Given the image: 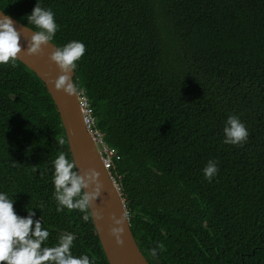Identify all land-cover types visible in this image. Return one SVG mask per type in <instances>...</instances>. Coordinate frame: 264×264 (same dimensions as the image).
Instances as JSON below:
<instances>
[{"label":"trees","instance_id":"16d2710c","mask_svg":"<svg viewBox=\"0 0 264 264\" xmlns=\"http://www.w3.org/2000/svg\"><path fill=\"white\" fill-rule=\"evenodd\" d=\"M39 3L58 25L51 43L85 45L75 86L115 151L109 172L147 261L264 264V0ZM36 4L0 0V9L35 31L26 15ZM229 115L248 130L243 144L222 143ZM61 152L72 159L45 85L17 59L0 65V192L18 216L32 211L47 246L72 233L74 256L109 264L89 209L87 221L56 211Z\"/></svg>","mask_w":264,"mask_h":264},{"label":"clouds","instance_id":"9594fccd","mask_svg":"<svg viewBox=\"0 0 264 264\" xmlns=\"http://www.w3.org/2000/svg\"><path fill=\"white\" fill-rule=\"evenodd\" d=\"M27 25L35 27L32 31L27 54L35 55L48 45L55 36L58 25L54 13L42 8L39 0L32 12L26 15ZM20 33L14 27L9 15L0 16V65L14 62L22 49L19 44ZM85 54V45L78 40L69 41L63 46L55 47L49 59L56 64L62 73L56 80L51 81L55 89L69 94L74 89L72 70ZM249 136L245 125L237 116L229 115L223 127V144L233 146L243 144ZM53 198L56 201L57 212L64 209L79 210L82 219L87 221L86 214L96 198L100 195L102 184L98 180L99 173L93 169L81 175L76 170L74 160L66 158L61 152L52 162ZM206 180L211 181L217 174L218 168L214 160H209L203 168ZM95 185L90 191V187ZM14 200L4 192H0V264H92L87 255L74 256L71 252L74 234L63 232L58 235L53 246H47L49 231L42 228L39 221H33L32 211L28 210L27 217L18 216L13 209ZM116 225L111 229L113 236L119 242L117 233L121 232L122 219H113ZM44 245V246H42ZM162 247V246H158ZM151 255H157V249H151Z\"/></svg>","mask_w":264,"mask_h":264},{"label":"water","instance_id":"95a60500","mask_svg":"<svg viewBox=\"0 0 264 264\" xmlns=\"http://www.w3.org/2000/svg\"><path fill=\"white\" fill-rule=\"evenodd\" d=\"M2 15L6 14L0 9V16ZM12 20L14 27L20 33L19 44L22 51L18 54L17 60L33 71L48 90L58 110L76 170L81 175L90 169L99 173L98 180L102 184V189L89 211L108 263L150 264L134 238L125 202L117 183L105 167L102 156L85 126L74 82V70H72L74 89L69 94L55 89L51 81L56 80L62 73L49 57L57 46L49 42L48 45L42 46L41 52L35 55L27 54L34 30L27 29L29 27L14 18ZM94 187L95 185H92L88 190ZM114 218L123 221L120 226L121 232L117 233L119 242L111 232V229L116 226L112 222Z\"/></svg>","mask_w":264,"mask_h":264},{"label":"built area","instance_id":"2783aa9c","mask_svg":"<svg viewBox=\"0 0 264 264\" xmlns=\"http://www.w3.org/2000/svg\"><path fill=\"white\" fill-rule=\"evenodd\" d=\"M77 95H78L79 106L82 112L83 120L87 128V131L89 132L93 141L95 142V145L97 146L102 156V160L105 167L109 170L111 165V159L115 155V151L109 149L106 146L105 142L103 141L102 135L96 127V121L93 116L92 108L90 106L86 94L83 91H79L77 89Z\"/></svg>","mask_w":264,"mask_h":264}]
</instances>
